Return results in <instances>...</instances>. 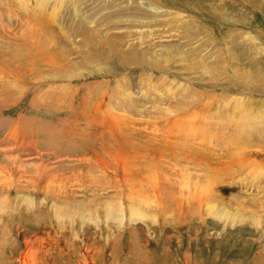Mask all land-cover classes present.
Returning <instances> with one entry per match:
<instances>
[{
    "label": "rangeland",
    "instance_id": "374dc122",
    "mask_svg": "<svg viewBox=\"0 0 264 264\" xmlns=\"http://www.w3.org/2000/svg\"><path fill=\"white\" fill-rule=\"evenodd\" d=\"M7 1L1 2L2 10L12 8L3 6L5 3L12 5L13 0ZM33 7V4L29 6L30 19L23 23L20 22L26 19L23 13L27 9L16 10L18 19L11 28H7L15 32L8 38L4 36L7 42L2 43H9L8 47H18V41L22 40L26 49L30 44L35 46L43 36L49 37L57 46L46 43L36 49L38 52L30 49V53L24 57H28L29 62L36 53L48 50L50 54L54 50L57 60H51L54 63L49 68H41L44 62L39 64L40 68L35 73L40 90L36 92H33L35 88L20 83L15 84L18 89L15 91L6 84L0 86V164H3L4 156L12 158L18 153L9 143L12 142L9 133L19 137L22 129H35V134L28 130L25 133L28 142L32 139L29 145H32L30 148L34 145V150L29 158L18 157V160L41 161L39 164L44 166L52 161L64 163V171L56 163L51 165L54 176H87L89 172L76 170L79 164L86 169L82 159L87 158L96 157L95 160H104L106 165L112 166L114 155L110 148L115 147V151L119 145L124 151L122 158L130 166L133 165L134 179L146 175L147 181L153 180L149 176L151 169L155 170L156 176L161 175L163 170L159 171L155 165L164 167L174 188L176 186L173 194L181 191L182 195L177 197H187L185 202L177 201L181 208L186 209L184 211L176 206L169 208L173 211L169 210L164 215V222L159 216L161 225L164 223L163 228L155 224L151 227L153 233L148 232L141 222L131 223L128 227L116 225V228L111 224L115 228L113 241L105 243L109 225L103 217L99 219L94 216L100 225L96 227L88 220L89 215L82 214L84 211H102L104 204L112 205L117 210L120 206L128 205L125 203L129 200L112 204L111 197L105 195H115L112 189L99 192L101 196L96 194L92 199L88 196L86 201H78L83 207H77L78 203H75L82 200L78 196L74 200V206L78 208L76 213L59 221L48 199L40 203L42 196L39 199L35 197L36 207L30 211L21 210L15 200L3 213L8 220L6 233L10 239L5 250L0 251V264L21 263L26 241H38L39 236L49 241L40 264H264V211L256 207L253 200L255 194L245 193L249 188L252 192L257 186L260 188L264 179V0H49L42 9L35 7V11L31 12ZM36 28L42 32L40 41L34 35ZM154 30L161 38L156 39L155 44H149L148 39L153 41L156 38ZM141 33H147V39L140 40ZM29 35L34 37L31 42L26 41ZM24 43H21L22 46ZM0 47V60H10L9 65L5 66L8 72L14 71L19 79L32 81L35 78L19 58L11 57L12 48L6 49V45ZM17 50L21 55L25 53ZM2 53L8 57L3 58ZM46 57L38 58L43 60ZM44 68L46 71L56 68L57 72L55 76L44 74ZM41 69L44 71L39 74ZM125 76L129 78L126 79L129 94L136 92L132 100H138L141 109L139 113H136L137 110L133 112L135 116L132 119L123 117L117 120L115 117L120 116L114 112L107 114L105 108L110 107H106V104L110 105V99L112 104L124 99L118 93L123 90V84L116 81H121ZM141 82L144 85L141 86ZM63 88L69 93L75 92L71 103L65 102V95L61 97ZM99 88L106 95L105 99L93 93H98ZM39 92L44 97H40ZM236 94H242L240 100L243 98L245 104L240 112L245 114L247 124L241 133L236 130L241 127L236 124L237 120L231 121V128L228 126L224 129L232 136L237 132L234 134L237 138L235 145L229 147L227 137H219L218 141L217 134L222 127L214 121L216 113L213 112L210 117L203 116L212 110L206 105L211 107L218 101H231L228 97ZM51 99L64 103L59 105ZM94 100H99L102 108L97 104L94 106L100 107L103 114L106 112L105 116L98 115L95 120L104 122L97 124L89 120V116H93L89 112L91 105L95 104ZM2 101L10 102L3 106ZM159 101L165 107L170 124L150 118L154 111H151V107L157 106ZM83 103H88L89 108L87 105L80 108ZM140 103H143V108ZM119 108L123 109L125 105L120 104ZM82 109L86 112L80 114ZM212 123L216 125L208 127ZM118 136L125 137V141L116 138ZM215 138L217 142L214 147L209 143ZM47 143L50 145L47 146ZM45 146L57 156L46 151ZM24 148L25 151L30 149ZM160 155L165 158L158 159ZM208 168L213 175L216 174L218 185L222 182L227 184L226 190L219 187V193L222 195L223 192L225 199L235 195L236 204L243 202L239 209L233 202H218L221 205L214 207L208 205L215 209L214 214L221 213L222 209L228 213L233 211L237 223H224L209 213L208 206L202 207L203 202L199 206L197 199L192 201L200 190L197 188L196 192L183 188L176 180L182 175L173 174V171L181 170L184 177L190 175L194 178L197 175L199 181L205 183ZM124 175L118 176L109 171V178L116 183L119 177L128 178V175ZM9 196L14 198L16 192L11 191ZM216 198L222 200L220 195ZM135 199L140 206L147 208L143 198ZM17 206L18 217L13 215ZM251 212H263V216ZM171 220H174L173 223ZM33 247L35 251L40 249L39 244H33Z\"/></svg>",
    "mask_w": 264,
    "mask_h": 264
},
{
    "label": "bare ground",
    "instance_id": "6f19581e",
    "mask_svg": "<svg viewBox=\"0 0 264 264\" xmlns=\"http://www.w3.org/2000/svg\"><path fill=\"white\" fill-rule=\"evenodd\" d=\"M2 1L8 2L7 0H0V44L4 45V46L6 45L7 46V48L5 47L6 49L12 48L13 52L11 53V55H12L11 57L13 59H15L16 57H17V59L19 58V60H20L22 65H24L25 67L30 68V70H28V73L30 75H32V77H35V78L32 79V81L31 80H26V79H19L20 77L17 74H15L14 71H10L9 70V72H8L6 70L8 68L5 67V66L9 65L10 60L5 58V56L8 57L7 55L2 53V55H4L3 58H5V59L3 61L0 60V86L2 84H6L7 86L13 88V91H15L17 89V86H15V84L20 83V84L25 85L27 87L35 88L34 90L33 89L32 90H33V92H36L40 88V86H37L38 84L36 83V80L38 79L37 74L35 73L36 69L40 68L38 66H39V64H41V62H44V64L42 65L41 68H43V67H47V68L51 67V65H53V63H54V62H51V60H53V61L57 60L56 53L53 50V51H50V54H49L47 52L48 50H46V51L43 50L40 53H36L32 57V61H29V62H28L29 58L28 57H24V55H26V54L28 55V53H30V49L36 51V49H38L39 46L41 47L42 45H44L46 43H48L49 46H50V44H52V47L53 46H57V45L49 37H44L43 36V38L40 41L42 32L38 28L34 29L35 30L34 31L35 32L34 35L37 37L36 39L38 41H40V42H37L35 46L30 44L29 46H27L28 48L25 47L26 49H24L23 47L25 45V43H24L25 41L22 42V40L18 41V43H19L18 47L16 45L14 47L13 46L8 47L10 45L9 43H2V42H7V40L3 39L4 36H7V38H8L9 35H11V34L13 35V32H15V31H10L11 29L7 30V28H11V25L13 24V22L16 21V19H18L16 17L17 16L16 10L21 9V11L22 10L25 11L27 9L26 13H23V14H25L24 17H26V19L22 20L20 22V23H23V22H26V21H28L30 19L29 14H28V10H29V6L30 5L33 4V6H34L31 9V12H33V11H35V7L39 8V9H42L44 6L47 5L49 0H15V1L13 0L12 1V5H10L11 3L3 4V6H6V8L12 6V8L4 9V10H2V8H1V2ZM34 3H36V6L34 5ZM51 15H54V12H51ZM2 22L4 23V26L2 25ZM15 25H17V24H15ZM153 27H156V25H153ZM20 29L22 30V28H20ZM154 31L156 33V38L153 41L148 39L149 44H151V42H153L155 44L156 43V39L161 38L159 36L158 31L157 30H154ZM157 33H158V35H157ZM141 37H142V39L140 38V40L147 39V37H148L147 33H141ZM33 38H34L33 35H31V36L29 35V36L26 37V41L27 42H31L33 40ZM21 43H24L23 46H22ZM15 44H16V42H15ZM17 49H19V50H21V51H23L25 53L23 55H21V53H19ZM0 51H2V50H0ZM36 52H38V51H36ZM45 55L47 57L44 58L43 60L38 58L39 56H45ZM22 56H23V58L20 59V57H22ZM19 67H21V66H19ZM45 69L46 68H44V70ZM44 70L41 69L39 71V74H41V71H44ZM56 72H57V69L56 68H52V69H50L48 71L45 70L43 73L44 74L48 73L51 76H55ZM28 73H26V74H28ZM17 77H19V78H17ZM42 77H45V76H42ZM4 79H7V81H3ZM39 79H41V77H39ZM126 79L129 80V78H127V76H125V77H123L121 79V81L120 80L116 81V83H119L120 85L123 84V90H119L118 93L122 94L124 99H119L114 104L111 103V99H110V105L106 104V107H108V106H110V107L105 108L106 111H107V114H109L110 112H114V113L118 114L120 116V118L115 117L117 120L122 119L123 117L127 118V119H132L133 116H135L133 112H135L137 110L136 113H139L140 109H141L140 105H139V101L138 100H136V101L132 100L133 98L136 97V92L133 91L134 94H131V95L129 94L130 87L128 86L129 84L126 82L127 81ZM1 81H3V82H1ZM68 83L69 82H67V84ZM125 85H127V86H125ZM142 85H144V84L141 82V86ZM58 86H59V84H58ZM19 88H21V87H19ZM154 88H155V86H154ZM85 90H86V88H85ZM87 91H88V89H87ZM102 91H103L102 88H99L98 93H96L95 91L93 93L98 95L99 98L105 99L106 95L102 94ZM22 92H24V91H22ZM74 93H75L74 91H71L69 93L66 88H63L62 91H61V97L65 95V102L68 103L71 100H74V96H73ZM12 94L14 95V93H12ZM87 94H89V93H87ZM112 94H113V92H112ZM116 94H117V92H116ZM22 95H24V94L22 93ZM39 95H40V92H39ZM241 96H242V94H236V95L232 96V98L228 97V98L231 99V101H224L223 100V102H219L218 101L219 99H218L217 100L218 102L217 103L215 102L216 104L213 103V105L211 107L206 105V108H210L212 110L203 116V118L204 117H210V114H212L213 112L216 113L215 116L213 117L214 121L219 123V124H217V126H221L222 130H220V133L218 132V134H217V132H215V134H217L218 141H219V137H220V139H223V138L227 137L228 140H229V142H228L229 147L235 145L234 140H235L236 137L234 136V134L237 133V132H235L234 134L232 133L233 134V136H232L231 134H229V132L227 133L225 131L226 132L225 133L224 129H227L226 127H228V126H230V128H231V125H232L231 121H233V120H237L236 124H239L241 126L239 128H236V130L238 132L242 131L244 126L247 124V123H245L247 121L245 116H244L245 114H243V112L242 113L240 112L241 108L245 104V103L242 102L243 98H242V100H240ZM40 97H44V96L40 95ZM108 97H112V95L108 96ZM121 100H123V101H121ZM51 101L55 102V103H58V104L59 103H64L62 100L58 101V100H52L51 99ZM94 101H95V104L91 105L92 109L89 112V115H93V116H91V117L89 116V120L92 119V122L93 123L95 122L96 124L104 122V121H101V120H99V121L95 120L98 117V115L99 116H101V115L105 116L106 112H104V114L102 113V109H101L102 105H101L99 100H94ZM9 102L10 101H4V102L2 101V104H3V106H6V105H8ZM201 102H203V99L201 100ZM126 103H128V104L126 105ZM248 103H249V100H248L247 104ZM96 104L99 105L101 108L97 107V106H94ZM120 104L125 105V108H123V109L119 108ZM140 104L142 105V108H143V103H140ZM59 105H62V104H59ZM86 105L89 108L88 103L87 104L83 103L80 106V108H83V106L86 107ZM262 106H264V105H262ZM249 107H251V106H249ZM135 108H137V109H135ZM151 108H152L151 111H153V109H154V111L152 113V117H150L151 119H153V120L155 119L156 121H158V122H160L162 124H170L169 121L167 122L168 116H167L166 110H164L165 107L163 106V104L160 101L158 102L157 106L154 105ZM245 108L246 107H244V109ZM254 110H256V109H254ZM254 110H252V111H254ZM247 111L249 112V110H247ZM81 112L85 113L86 111H84V109H82L79 113L81 114ZM124 115H126L127 117H125ZM252 115L254 116V114H252ZM252 115H251V117H252ZM248 117H249V115H248ZM249 120H250V117H249ZM1 121L2 120H0V122ZM5 122H11V121L5 120ZM89 123H91V122H88V124ZM211 125H216V124L215 123L208 124V127H211ZM103 127H106V126H103ZM11 128H12V126H11ZM27 130L28 129H22V132L20 133L21 135L19 137H17L15 135V133L13 134L10 131L11 133H9V135H11L10 137L12 138V142H9V143L11 145H13V146H11L14 149L13 151L14 152L17 151L18 153L15 152L16 155L14 157H12V158H9L8 155L4 156V160L5 161L3 160V164H0V251L1 252H3V250H5L4 248L6 247L7 242L9 243V239H10L8 234L6 233V231H8V229H9L8 228V223H7L8 220L6 221V219L3 217V213L7 212L8 208H9V204L12 203V202L15 203V200L20 204V209L21 210L24 209V210L30 211V210H34V208L36 207L35 197L37 196L38 199H39L42 196L43 198L39 199V200H41L40 203H42L44 199H48L49 202H51V204H52L54 216H55L56 220L59 221L60 218H63V217L68 218V216L70 214L76 213L75 210L78 209L77 207H81L82 206V204L80 202L81 201L82 202L86 201L88 199V196H91L90 198L92 199L96 194H97V196H101L102 194H99V192L104 191L105 189H112L113 191L116 192L115 195L114 194H105V195L111 197L112 204H117L120 201L125 202L124 200H129L128 203H125V204H128V205H124L123 206L124 209H123L122 206H120V209L117 210V208L113 207L112 205H109V204L105 205L104 204L102 211L101 210L95 211V212L84 211V213L82 214V215H86V214L89 215L90 218L88 217V220L93 223V226L95 225L96 227L100 226L98 224L96 218L100 219L101 217H103V219L106 221L105 223L107 225H109L108 231L106 233V235H108V238L105 240V243L110 241V240L113 241L112 233L114 232V229L116 228V225L121 226V227H128L129 224H131V223L141 222L144 226L147 227V231L148 232L152 230V228L155 226V224H159V226L161 228H163L164 223H163V225H161V223L159 222V216L161 218V221L164 222V219H166L164 215H166L169 210H172V209H169V208H171L172 206H176V208H179L180 206L177 203V201L185 202L187 200V197H185V196H179V198L177 197L180 194L181 191H178V192L175 191L177 193H175V195L173 194V190H175L176 186L174 188V183L171 182L172 180L170 179L168 174L166 172H164L165 168L160 166V165H155V166L158 168L159 171L163 170L161 172L162 176L161 175L154 176L155 175V170L152 168L151 171H150L149 176L151 178H153V180L147 181L145 179L146 175H140V176H138L137 179H134L133 165L130 166L129 164H127V161H125V159L122 158V156L124 155V151H123L122 147L119 146V145L116 146L117 148L115 149V151H114L115 147L114 148H110L111 150H113L111 152V154L114 155V158H112V160L114 162L112 166L106 165V163H105L106 161H104V160H95L96 157H94L93 159L87 158V159H82V160H84L82 162H85L86 169L81 168V166L79 164L78 167L76 166L77 167L76 170H78L80 172L86 171V173L89 172V174L91 173L90 175L88 174L87 176L86 175L83 176V174H80V175H75L73 177L72 176H67V177H65V176H54L53 173H52L53 172V168H52L51 165L56 163L59 166V169L61 171H64L65 170V168L63 167L65 165L64 163H61V162H58V161H55V162L52 161V163L49 164L47 161H42V163H45V164L48 163L49 164V165L46 164L44 166L42 164H39V162H41V161L36 163L34 161H30L29 159L18 160V157H20L22 159L23 158H29L32 155V151L34 150V148H33L34 145H33L32 148H30L32 145H29V143H31L32 139H31L30 142H28L29 140H27V138H26L27 134H25V133H27ZM217 130H219V129H217ZM28 131L30 133H33V134L36 133L35 129L34 130H28ZM40 131H41V128H40ZM76 133L77 132H75V134ZM23 134H25V135H23ZM226 134L228 136H226ZM212 136H214V134ZM116 138H119V140H121V138H122L123 140H121V141H123V142L125 141L124 140L125 137H123V136H118ZM209 138H212V137H209ZM216 142H217V139L215 138V140H212L209 144H211V145H213L215 147ZM218 144H219V142H218ZM248 144H249V142H248ZM46 145L49 146L50 144L47 143ZM24 147H29L30 149H28V150L26 149V151H25ZM45 148H46V146H45ZM239 149H241V148H239ZM46 151H48L50 154L54 155L55 157L57 156V154L53 153L52 149H50V148H46ZM24 152H28V153H24ZM39 153H41V152L39 151ZM128 153H131V151L130 152L128 151ZM244 156L245 155H243V157ZM170 157L172 158L173 156H170ZM162 158H165V156H161L160 155V157H158V159H162ZM155 159L156 158H151V160H155ZM19 161H21V162H19ZM247 161H250V160H247ZM73 163H75V162H73ZM241 163H243V162H241ZM68 165H69V163H68ZM9 166H11V167L8 169L7 167H9ZM5 168L8 169L7 172H5ZM185 169L187 170L186 167H185ZM200 169L204 170L203 168H200ZM202 170H200V171H202ZM109 171H111L112 173H114L115 175H118V176H123V174H125L124 176L126 177L128 175V178L126 179V178L119 177L120 180L118 179L119 181L116 183V181H112L109 178ZM180 171H178V170L173 171L174 172L173 174H178V175L181 174L182 175L179 179L176 178V180L179 181L180 186L182 185L183 188H186V189L190 188L191 191H196L197 192V190H196L197 188L200 190V193L197 194L196 197H193L191 199L192 201L194 199H197V201L199 202L198 203L199 206L203 202L202 207L204 205L208 206L210 208L209 213L213 214V216H215L219 220L223 221L224 223L229 224V221H231L232 223H237V220L235 218L236 214L233 213V211L228 213V212L225 211L226 209H222L221 213H219V212L216 213V214L213 213V210H215L213 208L214 205H221L218 202H224V203L233 202L235 204V207H237L238 209H239V206H241V204L243 202L240 203V204H236L235 195L229 196L228 198L226 197V199H225L222 196L224 193L222 192V195H221V193H219V187L221 189H223L225 187V190H226L227 184L222 182V184L220 183L221 185H218L217 184L218 178H217V176H215L216 174L213 175V172L211 171L210 168H208V178L205 176L207 178V179L204 180L205 183L204 182L201 183L199 181L200 178L197 175L195 176L194 174H191V175H194L195 177L191 178L190 175H188V177L186 178V177H184L185 176L184 175V171H182V173ZM205 171H206V168H205ZM131 172H132V174H131L132 177L130 178V173ZM2 173H5V175H3ZM70 173L72 174V172H70ZM76 173H77V171H76ZM221 173H222V171H221ZM73 174H75V173H73ZM204 174L202 173V175H204ZM195 179H196V181H195ZM113 180H114V178H113ZM193 180H194V182H193ZM212 180L214 181V183H216V186H214L215 184L213 185ZM249 180H251V179H249ZM201 181H203V180H201ZM90 184H93V186H91ZM244 186H246V185H244ZM251 186H253V185H251ZM260 189H261V192L259 193ZM11 191H15L16 192V196L14 198H10V196H9ZM186 192H188V191H186ZM216 193L220 195L222 200L216 198V197H219V195L216 196ZM245 193H247V194H249V193L255 194L256 196H253V200L255 202L256 207H258L259 209L264 211V195H260L261 193H264V179L262 181V185H261L260 188L257 186L255 188L254 192H252L250 190V188H249V190H246ZM180 195H182V193ZM31 196H34V198H32ZM78 196L82 197L81 198L82 200H76L77 202H75L74 200L77 199ZM257 196H259V197L257 198ZM202 197H203V199H201ZM135 198H143L145 200V205H146L147 208L144 207L145 208L144 209L142 206H140L137 203V200ZM78 201H80V202H78ZM74 202L78 203L77 207L74 206ZM70 203H72V204H70ZM37 204L39 205V203H37ZM208 204H211L213 207L208 205ZM148 205H149V207H148ZM225 206L231 207L230 205H225ZM202 207H200V209H202ZM181 209L185 211L186 208L185 209L181 208ZM51 211H52V209H51ZM153 212H155L157 214H155V213L152 214ZM251 213H254V212H251ZM255 213H256V215L259 214V216H261L263 214V212H261V213L255 212ZM15 214H16V217H18V215H17V214H19V207L18 206L16 207L13 215H15ZM124 219H126V220L123 221ZM173 221L174 220H171L172 223H173ZM111 224L114 225V227H115L114 229H113ZM57 226L60 227L59 225H57ZM61 227H62V225H61ZM59 231H61V229ZM64 232H66V231H64ZM33 244H39L40 249L35 251L34 247H33ZM44 244H45V246H44ZM48 244H49V241L43 240L42 236H39L38 241L27 240L26 241L25 250L22 253V262L21 263L19 262V264H40V262H42L40 258H41V256L43 254L45 255L46 252L44 251V248H46L48 246ZM37 255H38V259H36Z\"/></svg>",
    "mask_w": 264,
    "mask_h": 264
}]
</instances>
